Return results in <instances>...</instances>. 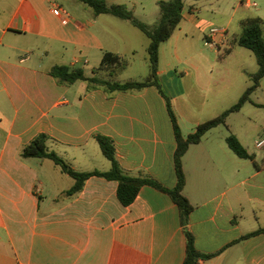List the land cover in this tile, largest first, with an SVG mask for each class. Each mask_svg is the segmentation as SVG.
I'll return each instance as SVG.
<instances>
[{
  "label": "crops",
  "instance_id": "obj_1",
  "mask_svg": "<svg viewBox=\"0 0 264 264\" xmlns=\"http://www.w3.org/2000/svg\"><path fill=\"white\" fill-rule=\"evenodd\" d=\"M52 1L0 0V264H183L185 230L198 253L213 255L199 264H264V233L241 240L264 227V149L253 146L264 126L248 137L243 130L231 133L226 121L227 133L215 132L217 126L189 146L182 157L183 194L193 208L185 226L180 209L164 191L143 185L124 206L116 181L91 176L81 191L68 196L73 180L59 167L48 159L20 157L24 145L45 134L48 148L74 170L105 172L110 162L95 139L102 135L113 141L126 174L153 179L168 189L176 185L173 125L154 87L89 89L85 81L59 83L48 74L53 66L64 65L101 80L142 81L148 70L141 67L124 78L128 65L102 67L101 60L110 52L126 61L143 48L141 66L148 68V43L137 40L127 21L94 15L84 5L71 14ZM206 1L185 2L181 22L159 46L157 80L183 138L204 121L183 107L176 111L177 99L187 100L191 92L201 98L203 91L207 96L230 85L228 73L213 80L216 60L242 55L236 41L244 20L264 22V8L253 0H238L231 12L216 7L209 11L211 19H205L201 5ZM57 5L68 14L67 23L62 22L64 14H53ZM255 7L254 13L249 11ZM211 20H220L217 28L224 32H205ZM196 34L198 51L181 59L175 45L182 42L186 49ZM212 47L217 56L205 53L214 51ZM240 69L255 73L257 63L250 72ZM207 104L204 99L190 106ZM230 134L250 158H239L229 149Z\"/></svg>",
  "mask_w": 264,
  "mask_h": 264
},
{
  "label": "trees",
  "instance_id": "obj_2",
  "mask_svg": "<svg viewBox=\"0 0 264 264\" xmlns=\"http://www.w3.org/2000/svg\"><path fill=\"white\" fill-rule=\"evenodd\" d=\"M86 7H89L94 15L107 14L117 19L129 22L133 27L138 29L145 35L148 40L147 45V63L148 74L142 81H125L116 82L101 80L96 76H86L80 68H70L64 65L53 66L48 74L56 79L59 83L71 84L76 81H85L89 85V89L97 86H103L109 91H139L146 87H154L164 98L166 106L173 125L174 137L176 141V149L173 154V163L176 174V185L171 188H165L160 183L146 177H133L124 172L115 157V149L113 141L106 136L97 135L95 139L100 147L103 156L110 162V169L105 172L76 171L66 163L57 153L51 151L47 146L48 136L39 134L35 136L29 143L24 145L20 150V157L23 159L37 158L48 159L55 166L59 167L62 173L66 174L73 180V185L66 192L68 196H72L81 191L84 182L91 176H99L107 180L117 182V197L122 205H129L135 197L139 189L143 185H149L167 193L172 201L178 206L181 212V222L186 225L188 215L192 211V205L183 194L185 186V174L182 167V157L191 145L198 144L202 137L211 129L223 125L226 126V118L230 113L237 112L243 104L249 101L250 94L259 86V82L264 78V22L259 18H249L242 22L241 32L237 38V45L250 50L257 63V71L249 74L251 84L246 88L238 101L229 109L223 111L218 116L208 119L197 125L195 130L186 138H183L174 112L170 106L168 97L163 93L161 86L157 80L158 71V54L161 43L167 41L173 31L177 28L182 20V11L184 9L185 0H168L158 1L159 17L154 25L145 24L136 19L130 9L124 4L109 5L105 0H77ZM199 1V0H194ZM126 61L121 60L117 55L110 52L104 53L101 66H109L119 64L123 69ZM95 73V72H94ZM229 149L239 158H250L246 150L239 143L237 138L230 134L226 138ZM186 237V253L183 264H195L199 259L206 260L213 255H203L198 253L194 246V238L190 232L184 231ZM264 233V227H261L247 235L242 236L241 240Z\"/></svg>",
  "mask_w": 264,
  "mask_h": 264
},
{
  "label": "rangeland",
  "instance_id": "obj_3",
  "mask_svg": "<svg viewBox=\"0 0 264 264\" xmlns=\"http://www.w3.org/2000/svg\"><path fill=\"white\" fill-rule=\"evenodd\" d=\"M105 1L107 3L113 2L114 4L126 5L128 9L133 11L132 13L136 19L148 25H154L159 17V9L157 6V2L160 0H105ZM162 1H168V0H162ZM188 1H193V0H185L184 3ZM253 1L256 2L258 7L261 6L262 8H264V4H260L259 0H253ZM237 2L238 0H208L204 2L203 5H201V9L203 10L202 16L205 19H211L212 16L209 11L219 6L223 8L226 12H231L232 11L231 8L235 6ZM52 3H57L58 5H61L71 14L75 13L78 8L80 10L83 6V4L77 0H53ZM258 7L250 8L249 11L254 13L255 10L258 9ZM185 8L186 5L184 4V9ZM107 18H110L111 20H116V19H112V17H107ZM218 21L220 20H216L215 22L211 20V22L206 26L204 31L206 32L208 28L211 29L213 27L215 28L221 27V24L218 23ZM129 28H135V27H129ZM135 30H136L135 32H136L137 40L138 41L143 40L147 44L148 40L145 37V35L141 33L138 29L135 28ZM198 38L199 37L197 34L193 38H190L189 45L186 46V49L182 47V42H178L177 45H175V47H177L178 49V53L181 56V59L184 58V56L190 55L191 53L194 52L196 53V51H198L197 45L200 44ZM203 43L204 45H206L204 40ZM212 48L214 51H205V53L207 54L210 53L213 57L214 55L217 56L216 52L218 51V49L216 47H212ZM237 50L242 52V53L238 52L242 54L240 55L239 58L232 57L226 60L225 62L222 61V59H217L215 66L213 68V78H214L213 80L214 81L216 80V75L219 74L220 72H223L224 74L228 73V78H231L230 85H224L225 89H223L218 93L206 92L207 96L204 95V91H203L201 92L202 94L201 98L198 96V94H194L191 92L187 100L186 99L184 100L183 98L177 99V101L175 102L176 111H182V107H183L185 108V111L186 113L189 114V116L195 114V116L198 117L200 120L206 121L208 119L218 116L223 111L229 109L232 105H234L251 83L248 77L249 74L246 75L247 73L245 74L242 71H240L241 70L240 68H243L244 69L243 71L250 72L251 69H253L256 64L254 55L252 54L251 51L244 48ZM142 57H146V52H144L143 48H139L138 52L135 55L127 56L126 61H128V64L126 62L125 63L129 67L123 73L124 78H127L129 75H131L133 71L137 72L141 67L142 69H144V71L148 70V68L141 66V64H143ZM194 61L195 60H193L192 62ZM178 62L176 61L174 62V64L177 65ZM249 98H250L249 101L243 104V106L239 111L230 113L229 116L226 118L227 123L230 125L228 128L229 129L231 128L230 129L231 133L240 134V131L243 130L244 133L247 134L249 137L251 134H253V130H255V128H257L260 125L264 126V78L260 80L259 86L250 94ZM204 99L209 101L210 105L207 104L204 108L190 106L191 103L192 104L197 103L199 105L200 103L204 102ZM184 101L186 103L189 102V105L183 106ZM248 119H251L249 125L247 123ZM218 128L219 129H217L215 132H219V130H222V132L227 133L226 132L227 130L225 129V127H223V125H220V127ZM260 133H262L261 137L264 136V129H261ZM257 150H261V149H257Z\"/></svg>",
  "mask_w": 264,
  "mask_h": 264
},
{
  "label": "built area",
  "instance_id": "obj_4",
  "mask_svg": "<svg viewBox=\"0 0 264 264\" xmlns=\"http://www.w3.org/2000/svg\"><path fill=\"white\" fill-rule=\"evenodd\" d=\"M253 6H255V3H252ZM53 14H55L56 16L60 15L61 13L64 14V17L62 18V22L63 23H67L68 22V14L64 11L61 10L60 6H54L53 10H52ZM224 31L222 29H218V28H211L210 29V33H223ZM212 44V43H210ZM254 146L257 149H264V136L258 138L257 140H255L254 142ZM195 264H199L198 262Z\"/></svg>",
  "mask_w": 264,
  "mask_h": 264
}]
</instances>
